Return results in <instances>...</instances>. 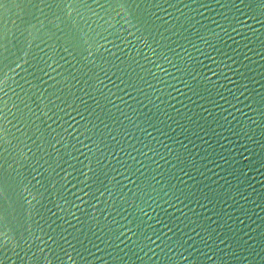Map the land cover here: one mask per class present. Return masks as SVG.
I'll use <instances>...</instances> for the list:
<instances>
[{
	"label": "water",
	"instance_id": "water-1",
	"mask_svg": "<svg viewBox=\"0 0 264 264\" xmlns=\"http://www.w3.org/2000/svg\"><path fill=\"white\" fill-rule=\"evenodd\" d=\"M0 264H264V0H0Z\"/></svg>",
	"mask_w": 264,
	"mask_h": 264
}]
</instances>
